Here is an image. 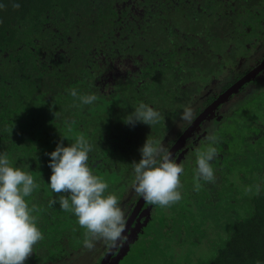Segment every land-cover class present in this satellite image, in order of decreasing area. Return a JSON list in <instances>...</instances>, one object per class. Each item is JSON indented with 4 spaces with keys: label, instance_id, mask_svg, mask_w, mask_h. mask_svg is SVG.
I'll return each instance as SVG.
<instances>
[{
    "label": "trees",
    "instance_id": "16d2710c",
    "mask_svg": "<svg viewBox=\"0 0 264 264\" xmlns=\"http://www.w3.org/2000/svg\"><path fill=\"white\" fill-rule=\"evenodd\" d=\"M223 2L2 0L0 153L31 173L39 187L25 199L43 237L49 229L56 235L50 243L37 242L27 259L36 254L45 258L53 240L54 248L62 241H56L60 230L76 219L59 207L66 194L48 187L47 153L57 143L67 145L83 135L91 144L90 170L125 206L137 196L129 187L131 162L140 158L145 138L155 139L147 135L149 128L144 131L146 124L124 126L120 119L137 102L159 112L179 108L184 102L178 98L186 97L181 95L205 87L225 65L249 60L258 44L264 45V0ZM196 9L202 15L198 26L182 40L177 35L184 28V14ZM71 89L94 93L97 100L81 105L69 94ZM260 109L261 122L254 125L252 119L246 133L232 140L233 166L243 164L246 169L229 170L225 164V172L212 182L202 181L199 190L192 180L186 186L185 204L190 207L172 209L170 223L162 226V240H145L141 247L136 240L120 264H264V102ZM227 170L232 173L224 176ZM52 200L57 203L50 204ZM200 213L203 225L198 224V230L189 227L190 236H184V225L197 221ZM83 229L75 227L76 238ZM150 232L154 230L145 229L146 235L157 238L159 233Z\"/></svg>",
    "mask_w": 264,
    "mask_h": 264
},
{
    "label": "clouds",
    "instance_id": "9594fccd",
    "mask_svg": "<svg viewBox=\"0 0 264 264\" xmlns=\"http://www.w3.org/2000/svg\"><path fill=\"white\" fill-rule=\"evenodd\" d=\"M19 3L20 0H14ZM2 4V0H0ZM69 94L77 97L81 105H91L97 100L94 93L78 94L71 89ZM181 118L191 122L194 115L190 106H185ZM161 113L152 106L140 102L126 114L123 122L135 125L137 122L153 125L159 122ZM215 133L205 136L202 148L194 157L193 187L199 190L201 181L215 179L212 161L218 155ZM91 144L83 136L64 145L57 143L50 157L47 178L48 187L54 193H64L59 207L76 217L77 223L86 230L82 245L92 249L97 240H104L110 246L126 240V214L118 197L106 192L109 185L88 166ZM140 158L131 162L132 179L130 190L149 204L168 207L182 199L180 176L184 166L166 152L159 140H144L138 149ZM30 172L13 166L6 153H0V264H24L33 253V246L43 239V234L33 215V207L25 199L38 188ZM56 200L50 204H56Z\"/></svg>",
    "mask_w": 264,
    "mask_h": 264
},
{
    "label": "flooded vegetation",
    "instance_id": "af4514ba",
    "mask_svg": "<svg viewBox=\"0 0 264 264\" xmlns=\"http://www.w3.org/2000/svg\"><path fill=\"white\" fill-rule=\"evenodd\" d=\"M178 1L182 2L183 0H178ZM206 1L208 2L209 0H206ZM223 4H225L223 0H218V5H223ZM184 12L185 11L183 10L182 14H184ZM194 12H191V15L184 14V20L182 22V25L184 28L177 35L182 40H187L189 38V35L193 33L194 27L198 26L197 20L202 15H200L201 12L200 13L197 12V9ZM263 46H264L263 44H258V47H256V50L254 51V53H257L259 50H261ZM263 60H264V54L261 57V59L258 61V63L253 64L250 67H246L245 65V62L248 60H244V61L242 60L239 62L236 61L231 64L225 65L224 70L221 69L220 71L221 73L219 72L218 75L213 76V78L210 80H207L205 87H200L198 91L193 92L192 94L184 93V95H181V96H186L187 98L186 97L178 98L184 102L183 104H181L179 108H173L171 111L170 109L166 111L164 109H159L161 110L160 113L162 114H161V119L159 120L158 123L150 125V126L148 125L144 126L143 123H139V122L136 123L137 125H141V126L143 125L144 131L146 132H147V129L149 128L148 130L149 132L147 133V135L151 139L159 140L163 146L164 151L166 152H169L175 146V144L177 143V141L180 139L182 135L185 136V138L182 139L180 145L177 146L178 148L173 153H171L172 157L177 162L181 163L185 168L184 173L180 176V179L183 185L181 189L182 199L178 202L171 204L168 207H161L159 205L149 204L146 201H144L143 203H140V197H138L137 195L132 198L131 203L125 206L121 205L122 209L124 210L126 214V221L127 222L131 221V222L126 227V230L124 233V235L126 236V240L117 244V248L114 249L111 257L108 258V263L112 261V258L114 255L120 253L119 251H121V249H124L125 247H127V243H129L131 239H133L135 236H138V238H141V236L145 234L144 225L148 221H152L153 219L152 214L154 211L160 210L164 214L173 215L172 209H180L181 207H183V205H184V208L190 207L187 204H185V203H188L186 201L189 200V198H186L188 194L186 186H188L193 180L192 169L194 167L195 153L197 149L203 147L205 143V136L207 134L215 133L218 137V142L216 144L218 155L215 157V159L211 163L221 162V159L223 158L222 161H227L229 159L232 161V164H234L235 161H233V159L230 158L231 157L230 154H232V152L234 151V147H236V142H232V140H234L235 136L238 135L237 133L239 132L240 134L246 133L247 126H250L248 124L249 121L246 122L244 120L245 115L252 116L253 117L252 119L254 121L256 119V122L254 123V125L259 124L261 122L260 114H259L261 113V109H260L261 105H259V107L257 108H255V106L252 105V107H250V111L248 112H247L248 108H245L242 110L243 108L242 105L244 103L250 102L251 100L252 102L255 103L258 100V97L259 98L261 97L259 96L260 95L259 93L261 91L257 92L258 94H256L252 90L260 86L262 87V88L260 87L261 90L264 88V68L257 71L254 77H252L250 80L243 83L236 91L224 97L222 101L219 104H217L215 107H211V108H208V107L218 97H220L226 90H228L229 87H231L235 82H237L239 79L245 76L248 72H250L253 68H255V66H257ZM104 79H106V81L109 80L110 75L107 76V78L104 77ZM98 82H102V81H98ZM248 83H250L249 84L250 86L247 87V89L245 90V87L247 86ZM168 85L171 86V83L169 82ZM164 86L166 87L165 84ZM215 86H218V89H216ZM171 88H168L167 90L168 96L171 92L170 90ZM153 96H154V92L149 93V97H153ZM185 100H189V101L185 102ZM138 104L139 103L137 102L133 106V108ZM185 106H190L192 109L194 119L191 122L181 118V112L183 111ZM123 111H126V110H123ZM204 111H205V114L202 115ZM197 118L199 120H196ZM119 123L121 125L124 124V126L128 125L125 122H123V119H120ZM240 124H245V125L240 126ZM255 132H257V128ZM228 133H232L233 138L231 137L230 139ZM169 135H171V137H169ZM223 135H225L226 137H224ZM250 136H256L257 138V135L255 134L254 135L251 134ZM225 164L227 165L226 162ZM236 166H239V165H236ZM227 168L229 170L230 168L234 169V167H227ZM221 169H224V170L220 171V174H218L219 169L217 168L214 169L215 177H217L218 175L221 176L222 173H224V171L226 170L224 167H222ZM229 170L226 171L224 176H226L227 174L230 175L232 173V171L230 173ZM194 211H196V209ZM139 217H141L140 220H139ZM140 221L141 222L144 221L145 224L140 225L141 223ZM76 226H78V223H77V220L75 219L74 223L70 226V228H67L65 230H60L62 236L57 237L56 241H58V239L59 240L62 239V241L60 242V244L57 243L54 248L55 241L53 240V243H52L53 246L47 247V252L48 251L49 252L45 258L44 257L41 258L36 254L35 256L27 259L24 262V264H43V263L59 264L71 258L73 255L79 252V250L83 247L82 242L85 239V236H84L85 235L84 232L86 231L85 229L82 230V236L78 238L75 237V227ZM41 232H42V229H41ZM53 232L54 231L49 229L47 236H44L43 239L40 240V242L42 243V241H45V244H46V240H48V242L50 243L52 239L56 238L54 237L56 235ZM40 242L38 241L39 244ZM97 243H98V240L95 242V246ZM131 243L128 244L129 248L131 247L130 245H132ZM108 247H109V244L106 245V243L103 240L99 243V247L96 249L97 259L95 261V264H100ZM174 252L178 253L180 252V250L175 249Z\"/></svg>",
    "mask_w": 264,
    "mask_h": 264
},
{
    "label": "rangeland",
    "instance_id": "374dc122",
    "mask_svg": "<svg viewBox=\"0 0 264 264\" xmlns=\"http://www.w3.org/2000/svg\"><path fill=\"white\" fill-rule=\"evenodd\" d=\"M258 47V46H257ZM253 53H251L250 54V59L248 60V61H246L245 62V65H246V67H250L251 65H253V64H256V63H258V61L261 59V57L263 56V54H264V46L261 48V50H259L253 57H251V55H252ZM263 74V73H262ZM261 74V75H262ZM260 78V77H259ZM253 82H254V80H253ZM250 83H248L247 84V86L245 87V90L247 89V87H249L250 85H249ZM216 87V89H218V86H215ZM261 87V86H260ZM260 87H256L254 90H252L254 93H256V94H258L257 92H260L259 94V96H261L260 98L258 97V100L254 103V102H252V100L250 101V102H248V103H244L242 106H243V108H242V110L243 109H245V108H248L247 109V112L248 111H250V107H252V105H254L255 106V108H257V107H259V105H262V103L264 102V88L261 90V88ZM260 88V89H259ZM251 91V92H252ZM251 94V93H250ZM255 96V95H254ZM241 109V108H240ZM252 116H248V115H245V121L246 122H248L249 121V123H251V120H252ZM264 123V122H263ZM169 137H171V135H169ZM229 139V138H228ZM163 144H165V143H163ZM223 159V158H222ZM222 159H221V162H213L212 163V167H213V169H220V167H224L225 166V163H222ZM235 161V160H234ZM225 162V161H224ZM219 163H222V164H219ZM226 163H227V167H234V169H232V170H238V169H246V166L245 165H243V164H240L239 166H233V164H232V161L231 160H227L226 161ZM251 167H253V165L251 166ZM224 169H220V171H223ZM215 171V170H214ZM225 172V171H224ZM186 198H188V197H186ZM125 200H127L128 202H129V200H130V198L127 196L126 197V199ZM184 207V206H183ZM163 214V215H162ZM152 221H148L144 226H145V229H146V231H148V230H154V232H150L151 233V235L153 234V233H156V234H158V236H157V238L155 237V239H153L152 238V236H148L147 235V238H145V239H143L142 238V236H141V238H139L137 241H136V243L138 244L137 246H139V247H141V246H143L144 244H146V241L145 240H153V241H155V243H157V242H159V241H161L162 239H159L160 238V233H162L163 232V228H162V226H163V224H169L170 223V218H169V215H167V214H164V213H162L160 210L159 211H154L153 212V214H152ZM197 221H192L189 225H184V228L186 229V231H184V236H188V234H189V227L190 228H193V229H196L197 228V230H198V224H200V225H203V222H202V219H203V215L200 213V214H198L197 215ZM209 224L211 225V220L209 221ZM160 231V232H159ZM223 232L221 231V234H222ZM147 234V233H146ZM145 235V234H144ZM143 235V236H144ZM205 235V234H204ZM190 236V235H189ZM188 236V237H189ZM102 240H98V243L96 244V246L94 245V247L92 248V249H85L84 247H82L80 250H79V252H77L75 255H73L71 258H69V259H67V260H65V261H63L62 263H59V264H95V261H96V259H97V256H96V254H97V251H96V249L99 247V243L101 242ZM185 242V241H184ZM125 243V242H124ZM160 244V243H159ZM123 246V245H122ZM94 248H95V250H94ZM175 249H177V248H175ZM170 250H173V248L172 247H170ZM121 251H123V249H121ZM121 251H119L120 253L119 254H121ZM157 255V254H156ZM164 255V254H163ZM162 255V256H163ZM118 257H119V255L118 254H116V255H114L113 256V258H112V261L111 262H109V264H116L117 263V259H118ZM124 261H121V264L123 263ZM43 264H45V263H43ZM56 264V263H55ZM119 264H120V262H119Z\"/></svg>",
    "mask_w": 264,
    "mask_h": 264
},
{
    "label": "water",
    "instance_id": "95a60500",
    "mask_svg": "<svg viewBox=\"0 0 264 264\" xmlns=\"http://www.w3.org/2000/svg\"><path fill=\"white\" fill-rule=\"evenodd\" d=\"M264 68V60L263 61H261L257 66H255V68H253L250 72H248L245 76H243L241 79H239L237 82H235L231 87H229V89L228 90H226L220 97H218L208 108H211V107H215L217 104H219L221 101H222V99L224 98V97H226L227 95H229L230 93H232V92H234V91H236L243 83H245L246 81H248V80H250L252 77H254L255 76V74H256V72L257 71H259V70H261V69H263ZM207 108V109H208ZM206 109V110H207ZM205 110V111H206ZM205 111L202 113V115L203 114H205ZM196 120H199L198 118L196 119ZM196 122V121H195ZM197 122H199V121H197ZM185 138V136L184 135H182L181 137H180V139L177 141V143L175 144V146L169 151L170 153H173L178 147L177 146H179L180 145V143H181V141H182V139H184ZM144 202V200L142 199V198H140V203H143ZM141 219V217H139V220ZM144 219H146V218H144ZM131 222V221H130ZM130 222L128 221L127 223H126V227L130 224ZM141 222V221H140ZM141 224H145L144 223V221H142L141 223H140V225ZM125 230H126V228H125ZM136 238H138V236H135L133 239H131L130 240V242L129 243H131V242H135L137 239ZM129 243H127V247H125L124 249H123V251H122V253L119 255V253H118V255H119V257H118V259H117V263L116 264H118V262H119V260L120 259H122L123 258V256L126 254V252H127V250L129 249V247H128V244ZM115 248H117V245L116 246H110L109 245V247H108V249H107V251H106V253H105V255L103 256V258H102V260H101V262H100V264H109L108 263V258L109 257H111V255H112V253H113V251H114V249Z\"/></svg>",
    "mask_w": 264,
    "mask_h": 264
}]
</instances>
